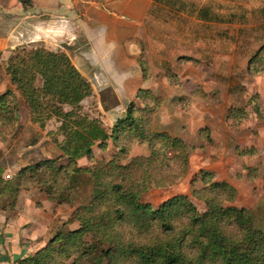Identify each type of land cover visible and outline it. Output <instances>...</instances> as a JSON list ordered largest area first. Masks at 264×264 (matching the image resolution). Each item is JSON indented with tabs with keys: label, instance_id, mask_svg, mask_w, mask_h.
I'll list each match as a JSON object with an SVG mask.
<instances>
[{
	"label": "trees",
	"instance_id": "16d2710c",
	"mask_svg": "<svg viewBox=\"0 0 264 264\" xmlns=\"http://www.w3.org/2000/svg\"><path fill=\"white\" fill-rule=\"evenodd\" d=\"M179 60L191 61L187 57ZM138 64L146 78L145 63L139 60ZM4 71L31 123L42 126L51 119L60 122L57 133L62 141L53 142L65 155L66 165L54 167L53 162L43 160L23 167L11 181L0 178V201L6 192L16 195L20 189L35 185L49 201L72 204L73 190L88 173L92 189L89 203L78 207L71 216V220L78 222L77 230L58 231L34 255L14 264H62L71 258V264H80V260L88 264H264V231L255 226L247 211L222 207L216 196L228 193L229 186L213 183L208 172L200 171L192 179V183L204 185L193 193L196 198L204 197L208 204L209 209L203 215H198L184 197L164 202L157 211L140 203L144 183L167 188L182 178L190 154L180 138L151 132L152 115L161 107V97L138 90L124 117L108 134L98 121L76 113L81 102L92 94V88L64 52L44 47L19 48L9 57ZM247 71L250 75L264 71V45L251 56ZM174 78L170 79L172 84ZM12 94L6 92L0 98V115H10L5 104L6 97ZM182 101L172 99L175 106ZM65 107L70 110L65 111ZM254 112L258 120L264 119L258 107ZM228 113L233 121L244 118L234 108ZM76 131L86 140L80 141ZM108 140L118 150V156L108 162L107 168L88 172L77 167L79 155L93 160L91 142L98 141L104 149ZM140 140L153 150L155 143L165 144L164 148L173 149L172 158L166 159L161 152L160 160H154L151 154L131 160L126 169L118 166L116 160L126 157L133 142ZM117 169H128V177L118 180ZM127 229L133 232L125 241ZM134 233H143L146 238L138 241ZM88 235L89 242L82 241Z\"/></svg>",
	"mask_w": 264,
	"mask_h": 264
},
{
	"label": "crops",
	"instance_id": "0c3cea01",
	"mask_svg": "<svg viewBox=\"0 0 264 264\" xmlns=\"http://www.w3.org/2000/svg\"><path fill=\"white\" fill-rule=\"evenodd\" d=\"M258 1L261 3V0H255ZM229 3L230 0H207L205 6L197 3L191 5L185 14L182 12L185 8H180L179 13L174 12L177 15L174 16V22L189 26L190 33L186 37L189 38L191 47L202 45L205 48L204 56L210 61L213 62L215 53L216 58L221 56L218 59L223 63L246 61L240 82L243 87H237L236 92L246 103L253 99L258 106L254 103L247 106L245 103L244 106L171 107L180 111L178 115L182 112L185 117L180 129L191 131L193 127H206L210 131V146L196 153L200 156L198 170L212 171L229 158L228 171L234 175L241 170V165L233 146L237 145L239 149L257 148V143L264 141V119L258 120L254 112V108L258 107L263 110L264 115V72L250 75L247 71L251 56L264 44L249 49L251 40L247 36V39L237 34L233 36L231 27L241 31L245 27L243 24L248 26L254 21V17L262 22L264 6L254 3L249 9L237 7L239 12H231ZM161 4L160 0H0V25H4L8 17L14 18L13 26L0 38V43L12 48L36 44L37 47L53 52H64L81 77L90 83L93 95L107 93L114 96L112 106L116 107H111L108 111L102 109L105 117L110 113L111 116L118 115V112L124 114L126 105L134 100L138 90H148L157 96L162 89L176 88L179 95H174L170 103L174 104L172 99L175 98L192 104L197 99L193 94L197 83L194 82V88L191 86L193 83H188L189 90L185 89L184 84L188 80L194 81V78L172 73L170 75H176L175 78L171 76L168 84L164 83L160 88L153 80V71L142 51L149 46V32L154 25L151 21L165 23L162 18L167 11L160 8ZM231 17L236 19L231 22ZM247 17L253 18L250 23ZM201 30L203 33L199 36ZM16 33L18 39L12 37ZM180 57H187L191 61L179 60ZM139 60L146 65V78L139 67ZM176 61L181 65H192L199 63L200 59L180 55ZM172 78L175 79L174 84L170 82ZM221 89L225 93L222 97L228 95L233 99L227 92V87ZM163 104L162 98L159 108L163 112L161 115L166 109ZM99 105L104 106L102 100H99ZM230 108L243 113L245 118L241 123H236L239 129L236 133L230 127L235 123L229 117ZM112 125L111 123L108 128L111 129ZM249 128L253 133L246 130ZM179 137L183 139V136ZM230 142L232 144L228 145ZM217 146L222 149L215 150ZM21 203L22 201L16 205L13 212L0 213V264H14L34 254L52 236L49 227L53 218L49 216L45 223L44 214L37 208Z\"/></svg>",
	"mask_w": 264,
	"mask_h": 264
},
{
	"label": "rangeland",
	"instance_id": "374dc122",
	"mask_svg": "<svg viewBox=\"0 0 264 264\" xmlns=\"http://www.w3.org/2000/svg\"><path fill=\"white\" fill-rule=\"evenodd\" d=\"M160 2L162 3L160 8L165 10V12L167 11L166 16L162 18L165 23L157 22L156 20L151 21L154 22V25L149 32V46L147 45L144 48L145 50H142L145 54L144 57L148 60L151 70L153 71V80L162 88L164 83L168 84V79L173 76L170 75L172 73L178 76L183 75L182 77L194 78V81H185L184 85L185 89L189 90L190 85H187L188 83H193V85H191L193 88L194 82L197 83V88L195 87L196 90L193 92V94L195 93L194 97L197 96V99L193 101L192 104H189L187 100H183V102H179L177 106H244L246 100L238 96L236 89L237 87H243L240 86V82L243 79L246 61L223 63L218 59L221 56L216 58V53L212 57L213 62L210 61L204 56L205 48L202 47V45L191 47V42L189 38L186 37L189 36L190 33L189 26L185 27L174 22V16H177L174 12L179 13L181 11L180 8H185V10L182 11L183 14H185L191 5L194 6L195 3H197L199 6H205L207 0H160ZM254 3L264 6V0H261L262 4L259 3V1L255 2V0H230L229 8L231 12H239L237 7L249 9ZM232 19L233 17H231V22L234 21V19L233 21ZM251 19L253 18L247 17L248 23H250ZM13 23L14 18L8 17L6 23L0 25V38L8 33ZM243 25L245 27H243L241 31H237L236 27H231L233 36L236 34L242 38L247 36L248 40H251L250 46L248 45L249 49L264 44V20L260 22L259 19H255L254 17V21L251 24H248V26L245 24ZM202 33L203 30L199 31V36H202ZM17 35L18 33L13 34L12 37L18 39ZM35 45L36 44H28L12 48L0 43V98L6 92L13 93V96L6 97L5 104L6 110L10 115H0V178L4 181H11L23 167L34 165L43 160L53 162L54 167L66 165L65 155L53 142L55 139L59 142L62 141V136L57 133L60 122L51 119L42 126L31 123L26 107L14 88L9 84L5 75L4 68L13 51L23 47L28 49L38 48ZM180 55L193 56L199 58L200 61L199 63L192 64L193 66L189 64L181 65V63L176 61L177 57ZM229 73L231 75H229ZM210 77L211 79H209ZM245 86L247 89L249 88L248 83H246ZM221 87H227V92L233 96V99L229 98L228 95L227 97H222L225 93L222 91ZM158 92L159 93L156 95L164 99L163 106H166V109L163 115H161L163 112L159 109L154 111L152 117L155 118L151 119V132L153 134L166 133L171 138H180L179 135L183 136V139H180L190 149V154L185 170L186 173L182 178L167 188H158L155 187L153 183H144L143 187L145 191L140 197V203L148 204L153 211H157L159 206L164 202L184 197L187 202L193 206L198 215H203L209 209V207H207L208 204L204 197L196 198L193 193L194 190L198 191L199 188L204 185H201L198 181L192 183V179L200 172L197 166L200 156L196 154L197 151L205 150V147H209L211 144L210 131L206 127H193L191 131H189V129L186 130V128L180 129L181 123L185 120V117L182 112L181 115H178L180 111L171 107L175 105L170 103V99L174 95H179V92L176 91V88L162 89ZM99 100H102L104 106L99 105ZM130 102L131 100L129 103ZM251 103L255 104L256 101L250 99L246 105L248 104L247 106H250ZM113 104L114 96L110 94L103 93L100 96L91 94L81 102L76 113L81 117H86L88 120L98 121L101 123L102 128L110 134L111 129L108 128V126L112 123L113 127L118 120L124 117L126 110H124V114L118 112V115L113 114V116H111L110 113L109 116L105 117L102 109L108 111L111 107H116L112 106ZM255 106L258 105L255 104ZM262 106H264V104ZM68 110L70 109L65 107V111ZM113 113H117V111H113ZM244 119L245 118L242 120ZM234 122L235 123L230 127L231 131H235L236 133L237 130H239L236 123L241 122L237 120ZM204 129H207V134L203 131ZM183 130H186V133H183ZM246 130L253 133L250 128ZM195 132H197V134H195ZM76 133L80 141L83 142L86 140L85 136L80 132L76 131ZM207 138L210 141H207ZM133 143L126 157L116 160L118 166L125 168L131 160L143 156L149 157L151 154H154V160H160L161 152H163L166 159H171L174 152L171 148H164L165 144L162 143H155V150L151 149L143 140ZM230 144L232 143L230 142L228 145ZM257 145V148L250 147L244 149H239L237 145L233 146L234 151L239 156L241 165V170L234 175L228 171L231 160L229 158H227L222 165L220 164L215 167L212 171L202 169L201 171L210 173L213 183H226L229 186L227 190L228 193H221L219 196H216V200L220 202L223 208L233 207L238 210L247 211L252 215L255 226L264 231V141L258 142ZM90 146L93 152L92 161H89L81 155L76 157L77 167L88 172L101 168L104 169L108 162L118 156V150L113 146L111 140L106 142L104 149L100 147L98 141L91 142ZM221 149L222 147L217 146L215 150ZM125 169H117L118 173H116L118 175V180H120L121 177H128L129 171ZM88 178L89 173L82 177V183L73 190L71 197V200H73L72 204H56L49 201L45 194L40 192L36 186L33 185L27 189H20L16 195L11 192H6L0 201V213L13 212L16 205L22 201L21 204L27 207L34 206L41 214H44L45 223H47L49 216L53 218L54 221L50 222L51 224L49 227V232L52 233V236L58 231H63L65 233L77 230L79 228L78 222L73 219L71 220V216L78 207L85 206L90 201L92 189L87 181ZM111 179L112 178H108V180ZM140 181L141 180H139V182ZM200 195H203V193ZM205 195H207V193ZM13 199L14 204L12 201ZM11 203L13 204L12 207H10ZM131 232H133L131 229L126 230L125 234H127V237L125 241L131 238ZM135 237L138 241H143L144 238H146L143 233H141V235L137 233ZM49 239L41 248L46 245ZM89 240L90 235L82 238V241L86 243L89 242ZM72 262L73 258L64 260L62 264H71ZM80 264H88V262L80 260Z\"/></svg>",
	"mask_w": 264,
	"mask_h": 264
}]
</instances>
